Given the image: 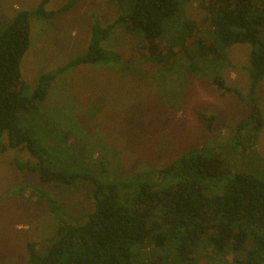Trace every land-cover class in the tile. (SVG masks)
I'll return each instance as SVG.
<instances>
[{
	"label": "trees",
	"instance_id": "16d2710c",
	"mask_svg": "<svg viewBox=\"0 0 264 264\" xmlns=\"http://www.w3.org/2000/svg\"><path fill=\"white\" fill-rule=\"evenodd\" d=\"M48 1L40 0L31 10L17 11L0 30V152L24 147L36 163L15 160L16 167L36 171L42 182L73 188L80 180L92 181L95 190L90 196L95 199V208L84 214V222L73 227L60 220L55 229L57 240L44 253L28 242L27 264H134V246L147 248L152 264H161L165 256L158 253L168 249L174 250L177 264H196L198 253L207 251L231 252L234 264H263L264 173L251 178L243 171L230 173L222 156L231 154L241 159L254 153L253 143L263 126L255 92L264 78V39L259 37L264 15L252 13V0H201L209 33L184 15L189 0H181L183 6L180 0H115L127 5L126 12L104 26L94 20L86 50L43 72L26 96L20 62L30 44V19L49 18L71 3L52 11L44 7ZM117 27L136 35L138 50L146 60L162 63L182 52L194 75L202 71L199 61L207 56L216 63L225 58L224 49L230 45H250L248 65L244 66L248 77L245 94L226 85L219 75L210 78L221 94L232 92L248 105L246 117L234 126L227 143L190 148L159 168L157 180L144 172L132 174L131 181L123 177L103 180L107 171L102 168L98 171L101 181L99 174L70 172L47 157L38 139L22 127V120H27L23 115L45 99L57 76L80 64L120 61L119 53L101 46ZM197 118L212 129L215 115L200 111ZM27 186L44 198L55 215L74 219L44 189Z\"/></svg>",
	"mask_w": 264,
	"mask_h": 264
},
{
	"label": "rangeland",
	"instance_id": "374dc122",
	"mask_svg": "<svg viewBox=\"0 0 264 264\" xmlns=\"http://www.w3.org/2000/svg\"><path fill=\"white\" fill-rule=\"evenodd\" d=\"M39 1L0 0V30L17 11L31 10ZM70 1L65 10L49 18L30 19V44L20 62L26 96L43 72L86 50L94 20L104 26L127 7L115 0H49L44 7L56 11ZM180 3L184 5V1ZM200 3L189 0L184 15L209 33L207 13ZM251 11L264 15V0H252ZM259 37L264 39V30ZM101 46L119 53L120 61L80 64L57 76L45 99L23 115L27 120H22V127L32 132L59 167L89 176L99 174L101 181L102 168L107 171L103 180L123 177L131 181L132 174L141 172L157 180L159 168L190 148L227 143L234 126L248 113L246 102L232 92L221 94L210 78L219 75L226 85L245 94L249 44L230 45L224 49L225 58L216 63L207 56L199 61L202 71L195 75L189 72L182 52L162 63L144 59L136 35L120 27ZM255 103L261 109L263 126L254 140V153L241 159L222 155L230 173H264V78L256 89ZM200 111L215 115L211 130L197 118ZM3 141L6 143L5 136ZM15 160L36 163L24 147L0 152V264H27L28 242L44 253L57 240L55 229L60 220L73 227L95 208L90 196L95 190L92 181L80 180L73 188L56 186L40 181L36 171L19 170ZM29 184L44 189L74 219L51 212ZM133 251L134 264H152L147 248L134 246ZM163 252L158 253L165 256L161 264H177L174 250ZM198 255L196 264H234L231 252Z\"/></svg>",
	"mask_w": 264,
	"mask_h": 264
},
{
	"label": "water",
	"instance_id": "95a60500",
	"mask_svg": "<svg viewBox=\"0 0 264 264\" xmlns=\"http://www.w3.org/2000/svg\"><path fill=\"white\" fill-rule=\"evenodd\" d=\"M249 177L251 178L252 176L249 175ZM156 203H158V201H156Z\"/></svg>",
	"mask_w": 264,
	"mask_h": 264
}]
</instances>
